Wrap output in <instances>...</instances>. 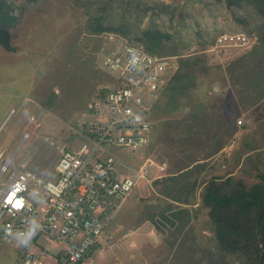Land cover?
<instances>
[{
  "label": "rangeland",
  "instance_id": "obj_1",
  "mask_svg": "<svg viewBox=\"0 0 264 264\" xmlns=\"http://www.w3.org/2000/svg\"><path fill=\"white\" fill-rule=\"evenodd\" d=\"M9 1L18 22L12 29L15 49L6 50L0 45V150L5 156L13 152L23 128L35 136H50L73 146L85 140L72 132L82 126L80 119L88 110V102L104 86L113 84L115 76L106 70L104 57L111 50H119L125 38H136L144 29L157 27L169 34L163 43L165 56L205 54L209 71L198 72L195 100L209 105L218 100L222 110H210L208 124L200 132L203 136L195 144L181 145L183 141H179L180 146L175 147L165 139L178 138L179 134L173 135L172 131L169 136L166 127L159 123L148 146H139L135 152L128 146L113 148L132 166L151 158L154 164L148 170L150 176L158 173L156 165L166 162L168 167L160 172L163 176L134 186L104 239L88 258L95 264H121L120 260L124 264H183L184 260L185 264H200V252L195 256L196 249L192 251L182 243L193 242L191 237L197 236L206 246L217 248L209 230L208 209L201 201L205 183L214 176L222 180L233 175L250 185L257 180V164L262 167L255 154L259 153L264 163V98L255 100L254 91L236 87V82H243L230 74L229 63L247 52L239 55L243 49L240 47L211 51V45L224 32H242L258 38L264 32L263 28L260 31L261 16L248 3L236 0ZM98 18L104 26L121 28L126 33L93 32ZM231 58L234 59L230 61ZM231 87L233 90L228 91ZM12 108L16 113L4 122ZM169 116H159L157 121ZM153 118L156 119L155 114ZM238 118H243L246 125H238ZM225 120H230L231 128L235 127L234 135L227 146L209 156L217 138L224 136L219 126ZM192 153L199 163L174 185L169 174L178 161L187 162ZM8 175H2L0 182ZM169 185H174V189ZM187 197L193 204L180 202ZM180 208L187 209L176 225L162 216L163 212L174 220L177 217L173 212ZM179 238L177 249L164 246V242H177ZM22 249L5 241L0 230V264H15ZM31 249L42 250L46 264H67L64 258L59 259L60 245L46 237H40Z\"/></svg>",
  "mask_w": 264,
  "mask_h": 264
},
{
  "label": "built area",
  "instance_id": "obj_2",
  "mask_svg": "<svg viewBox=\"0 0 264 264\" xmlns=\"http://www.w3.org/2000/svg\"><path fill=\"white\" fill-rule=\"evenodd\" d=\"M256 40V36L242 32H224L213 42L211 51L246 49ZM178 65V56L152 53L143 43L125 38L119 50H111L104 57L106 70L115 76L113 84L88 102V110L80 119L82 126L72 132L85 140L73 146L50 136H35L23 128L10 155L0 150V178L9 173L0 182L2 237L5 225L16 228L29 216L38 217L42 225L30 245L20 251L15 264H46L43 251L31 249L40 237L60 245V256L70 264H95L88 258L104 239L129 192L143 180L150 182L163 176L160 172L168 167L166 162L156 165L158 173L150 176L148 170L154 164L151 158L132 166L113 148L128 146L135 152L152 142L154 104ZM15 113L12 108L4 122ZM134 114H140L141 121H133ZM237 123L246 125L243 118ZM21 175L41 180H30L28 185L41 199L36 202L26 198L20 209H12L6 200ZM21 195L24 193H17V197Z\"/></svg>",
  "mask_w": 264,
  "mask_h": 264
},
{
  "label": "trees",
  "instance_id": "obj_3",
  "mask_svg": "<svg viewBox=\"0 0 264 264\" xmlns=\"http://www.w3.org/2000/svg\"><path fill=\"white\" fill-rule=\"evenodd\" d=\"M34 1V0H31ZM234 1V0H233ZM242 3H248L253 7L263 19L260 27L264 29V0H236ZM99 20V18H98ZM97 20V23L92 26L93 32L112 31L125 34L121 28H109L104 26L102 22ZM18 22V15L9 0H0V45L6 50H14L12 45V29ZM169 38L167 32L162 31L157 27H148L144 29L136 38L129 37V40H136L144 44V46L152 53L164 55L163 43ZM258 44L253 47V50L246 54L244 65L239 67V73L230 71L237 75L243 84V88L247 91L252 90L256 93V99L264 98V32L259 33ZM214 42V41H213ZM212 42V43H213ZM175 54V53H174ZM177 54V53H176ZM205 54L198 53L193 55H182L178 57V67L172 74L171 78L165 85L163 94L159 102L154 104L155 114L154 131L161 123L166 127V132L169 136L172 132L177 136L167 137L165 140L169 143H174L175 147H179L177 143L195 144L201 138L203 128L207 126V118L212 110H222V106L218 100L212 105L203 101L195 100V92L199 86V75L208 73L209 62H207ZM104 86L100 92L103 94L107 90ZM185 109H188L185 111ZM211 110V111H210ZM179 112V113H176ZM175 113V114H174ZM171 115L163 121L159 120V116ZM178 115V116H174ZM236 122V120H235ZM220 124V123H219ZM200 126V127H199ZM224 133L223 137L217 138L215 147L209 152V156L217 153L229 144L235 132V127L231 128L230 120H225L219 126ZM178 133V134H177ZM214 137V136H213ZM249 145V142L246 144ZM255 149V148H251ZM257 161L262 165L257 164L255 174L257 180L247 185L243 178H236L233 175L227 176L225 179L219 180L220 176H214L205 183L201 201L208 209V216L211 221L209 229L213 232L216 250L203 244L202 239H193L196 244L197 256L200 252V264H264V211L260 216L262 206L264 204V163L260 154L257 153ZM248 157H251L250 155ZM198 158L193 156V153L188 157V161H178L175 165V170L169 174L171 183L179 180L181 175L192 169L198 162ZM196 162V163H195ZM204 163V162H202ZM177 184V183H176ZM173 185V186H174ZM173 186L169 185L171 189ZM170 189V190H171ZM180 191V190H179ZM178 198V197H177ZM182 203L193 204L189 198L181 200ZM187 208H180L173 212V215L179 219ZM172 224L175 221L165 216ZM259 226L262 243L259 241L257 228ZM177 235V234H176ZM176 239V236H175ZM212 239V238H211ZM212 239V240H213ZM200 240V241H199ZM193 251V246L191 247ZM61 256H59V259ZM67 264H70L67 262Z\"/></svg>",
  "mask_w": 264,
  "mask_h": 264
},
{
  "label": "clouds",
  "instance_id": "obj_4",
  "mask_svg": "<svg viewBox=\"0 0 264 264\" xmlns=\"http://www.w3.org/2000/svg\"><path fill=\"white\" fill-rule=\"evenodd\" d=\"M132 120L135 122L141 121L140 114H134ZM35 180L41 182L40 179L34 176L21 175L19 179L14 183L11 194L7 197L6 203L10 204L12 209H20L25 199L38 202L41 197L34 187H29V181ZM27 189V190H26ZM23 192L24 195L17 197V193ZM40 219L36 216H29L25 219V222L16 228H9L7 225L4 226L3 236L10 243H14L17 247H28L33 237L41 230Z\"/></svg>",
  "mask_w": 264,
  "mask_h": 264
},
{
  "label": "crops",
  "instance_id": "obj_5",
  "mask_svg": "<svg viewBox=\"0 0 264 264\" xmlns=\"http://www.w3.org/2000/svg\"><path fill=\"white\" fill-rule=\"evenodd\" d=\"M255 44H256V43H255ZM255 44H254V45H255ZM254 45L251 46L250 48H246V49L244 48V49H242L238 54L240 55V54L243 53V52H244V53L247 52L246 54L250 53V52L252 51ZM250 50H251V51H250ZM248 51H249V52H248ZM238 54H237V55H238ZM246 54H245V55H246ZM245 55H244V56H240V57L238 58V61H235V62H233V63L226 62V64H228V63H229V65L232 64V66H231V68H230V71L234 68V71H235L237 74L239 73V71H240V70H239V67H241V66L244 65V61H247ZM241 57H243V58H241ZM232 59H234V58H231L230 61H231ZM239 59H240V60H239ZM226 64H225V65H226ZM230 74L233 75V73H230ZM233 77H235V78L237 79V75H234ZM242 84H243V83H242ZM242 84H241L240 82H236V83H235V85H237L236 87H239V88L242 86ZM240 85H241V86H240ZM227 90H228V91H231V90H233V89H232V87H231L230 89H227ZM233 143H235V141H234ZM233 143H232V144H233ZM172 211H173V210H172ZM172 220H173V219H172ZM174 221H177V219L174 218ZM177 223H178V221H177ZM175 225H176V224H175ZM201 230L205 231V228H204V229L202 228ZM209 230H210V229H209ZM211 233H212V232H211ZM168 241H169V240H168ZM180 241H181V238H179L177 242H175V241H169V243H167V242L165 243V242H164V246H166V245L169 246V245H170V247H172V248H176V249H177V248L179 247L180 243H181ZM199 241H200V240H199ZM201 241H202V240H201ZM201 241H200V243H201V245H202V242H201ZM200 243H197V242H189V243H187V242H183L182 245H183V246H186V247H188V248H191L192 246H193V248H195L196 244H199V245H200ZM183 246H182V247H183ZM208 246H209V245H208ZM209 247H211V245H210ZM215 247H216V246H215ZM211 248H212V247H211ZM176 249H175V250H176ZM123 251H124V250H122V252H123ZM132 256H133V253H132L131 257H132ZM17 257H18V256H17ZM16 259H17V258H16ZM187 259H188V258H187ZM188 262H189V261H188ZM120 263H121V264H124V263L122 262V260H120ZM183 264H185V260H184V263H183Z\"/></svg>",
  "mask_w": 264,
  "mask_h": 264
},
{
  "label": "water",
  "instance_id": "obj_6",
  "mask_svg": "<svg viewBox=\"0 0 264 264\" xmlns=\"http://www.w3.org/2000/svg\"><path fill=\"white\" fill-rule=\"evenodd\" d=\"M263 211H264V204H263L262 209H261V212H260V216H259L260 218H261V216H262V214H263ZM257 231H258L259 241L262 243V239H261V234H260L259 226H258V228H257ZM261 246H262V248H264V245H263V244H262Z\"/></svg>",
  "mask_w": 264,
  "mask_h": 264
}]
</instances>
